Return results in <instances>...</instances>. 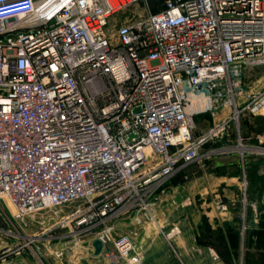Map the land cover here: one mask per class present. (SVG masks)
Returning <instances> with one entry per match:
<instances>
[{
  "label": "built area",
  "instance_id": "obj_1",
  "mask_svg": "<svg viewBox=\"0 0 264 264\" xmlns=\"http://www.w3.org/2000/svg\"><path fill=\"white\" fill-rule=\"evenodd\" d=\"M141 1L0 0V197L18 228L73 243L59 260L144 264L139 231L121 224L154 222L203 146L232 150L235 133L244 167L249 150L264 155V135L245 144L241 126L264 115L263 78L242 77L264 65V0H165L110 28ZM201 112L219 119L196 135Z\"/></svg>",
  "mask_w": 264,
  "mask_h": 264
},
{
  "label": "rangeland",
  "instance_id": "obj_2",
  "mask_svg": "<svg viewBox=\"0 0 264 264\" xmlns=\"http://www.w3.org/2000/svg\"><path fill=\"white\" fill-rule=\"evenodd\" d=\"M163 2L164 0H143L134 3L111 18L110 28L114 29L119 22L144 16L150 11L158 10L162 7ZM242 75L245 80H257L259 78H263L264 80V65L245 69ZM241 126L244 138L243 142L245 144H256L254 137L264 135V115L245 113L241 115ZM233 131L236 132L234 128ZM231 139L230 143L233 149L228 150L219 147L222 149H218L216 154L219 157H224L225 160H232L233 157L235 160L239 157L242 160V148L238 147L237 135L234 133ZM232 151L235 152L232 153ZM250 151L245 156V167L242 162V167L237 168L235 171L231 169L232 173H237H231L232 175L230 176L237 177L235 180H237L238 189L233 190L231 186L229 192L232 203L229 205V214L226 216L227 220L224 223L226 231L229 234V245L223 248V253H219L225 260L224 264H240L241 259L244 264H264V155H257ZM197 164L202 166L203 162L199 160ZM196 165L193 166L194 168L188 169L187 172L178 173L173 178V181H190V171L196 173L193 177L202 175L205 180H209V172L206 177V174L203 173L204 169L202 167L197 168ZM197 171L201 172L198 173ZM185 175H188V177ZM229 181L232 182L231 179ZM235 193L238 196L236 195L233 198ZM206 198L193 201L192 207L195 203H199L201 206L204 205V207L200 208L201 213L198 212L196 215L191 216V221L202 220L204 222L203 228L208 231L209 196ZM233 199L235 200L233 201ZM188 205L190 204L188 203ZM192 207L190 206L188 210H191ZM168 217H170V221L174 224L183 223L187 219V212L184 210L175 211ZM26 231L28 232V230ZM26 231L20 229V227L18 228L17 224L14 223L11 205L7 199L0 197V252L3 254V250H5V253H7L3 260H0V263L8 260V264H63V260L55 257V248L64 247L67 244L70 246L73 244L72 242L67 243L65 238L55 242L39 239L38 242L35 241V238H38V236L28 238V235L25 236L24 234ZM12 239L16 240V243H13ZM37 246H39V250L36 248ZM17 247H21L20 249L23 252L22 256L18 258L14 255ZM8 248H12V250L8 251ZM24 250H27V252L24 253ZM29 253L31 258H25V254L29 255ZM79 254L80 251L75 252L72 264H81L78 260L80 259L78 258ZM99 264H102V262H99Z\"/></svg>",
  "mask_w": 264,
  "mask_h": 264
},
{
  "label": "crops",
  "instance_id": "obj_3",
  "mask_svg": "<svg viewBox=\"0 0 264 264\" xmlns=\"http://www.w3.org/2000/svg\"><path fill=\"white\" fill-rule=\"evenodd\" d=\"M229 114L230 109H226L222 115L227 116ZM218 119L219 118L212 116L209 112L195 114V134L199 135L206 132L217 122ZM226 144L227 140L224 138L206 144L204 148L201 149L202 158L200 159V162H203V165H196L199 161L198 160L179 172H187L188 169H192L194 168L193 166L196 165L197 168L202 167V169H204L203 173L206 174V177L209 172V180H205L202 175L193 177L196 173L192 171H190V181L177 182L173 181V179L171 180L168 193L158 209L156 220L154 222H146L139 227L133 223L132 216L123 220L121 224L122 231L133 229L139 231L136 238L137 242L144 250V264H224L225 260L219 253H223V248H226L229 245V234L224 226L229 211L219 210L217 202L221 200L225 203H232L231 195L229 193L230 187L232 186L233 190H237L238 188L237 180H235L237 177L234 178L230 176L237 173H232L231 169L235 171L237 168L242 167V160L239 156L236 160L234 157L232 160H225L224 157H219L216 153L212 154L210 158L209 156L207 157L206 154L209 150L222 149ZM197 172L199 173L201 171ZM185 176L188 177V175ZM230 179L232 182L229 181ZM236 195L237 194L235 193L233 198ZM208 196L209 229L207 231L203 228L204 222L202 220L198 219V221L196 220L195 222L191 221V216L196 215L198 212L201 213L202 211H200V208L204 207V205L201 206L199 203H195L192 207L193 201L202 200V198L207 199L206 197ZM234 200L235 199H233V201ZM187 202L190 205H188ZM190 206L192 209L188 210ZM183 210L187 212V219L184 220L183 223H172L168 216L175 211ZM175 227L179 229V233L175 234L169 240L166 237V233L171 232ZM39 231L38 228H35L28 230V232L26 231L25 233L38 236V238H35V241L38 242L39 239H47L48 242L59 240L53 237L58 232H48L43 236ZM48 236L50 238H46ZM13 243H16V240H13ZM20 248L21 247H17L14 251V255H16L17 258L21 257L23 253ZM36 248L39 250V246ZM24 251V253L27 252V250ZM25 255L26 256L23 255L25 258H31L30 253L29 255ZM79 255L78 258H80ZM74 256L75 253L73 254L70 249L63 264H72ZM80 259L78 260L81 264H99V262H102V264H108L104 259L97 258L92 254ZM0 264H8V260Z\"/></svg>",
  "mask_w": 264,
  "mask_h": 264
},
{
  "label": "water",
  "instance_id": "obj_4",
  "mask_svg": "<svg viewBox=\"0 0 264 264\" xmlns=\"http://www.w3.org/2000/svg\"><path fill=\"white\" fill-rule=\"evenodd\" d=\"M94 246H95V249H96V253H99L101 251V249H102L101 241L95 240L94 241Z\"/></svg>",
  "mask_w": 264,
  "mask_h": 264
},
{
  "label": "trees",
  "instance_id": "obj_5",
  "mask_svg": "<svg viewBox=\"0 0 264 264\" xmlns=\"http://www.w3.org/2000/svg\"><path fill=\"white\" fill-rule=\"evenodd\" d=\"M164 2H165V0H164ZM164 2L162 4V7H160L158 10H155L154 12H157V11L161 10L164 7Z\"/></svg>",
  "mask_w": 264,
  "mask_h": 264
},
{
  "label": "bare ground",
  "instance_id": "obj_6",
  "mask_svg": "<svg viewBox=\"0 0 264 264\" xmlns=\"http://www.w3.org/2000/svg\"><path fill=\"white\" fill-rule=\"evenodd\" d=\"M241 148V147H240Z\"/></svg>",
  "mask_w": 264,
  "mask_h": 264
}]
</instances>
